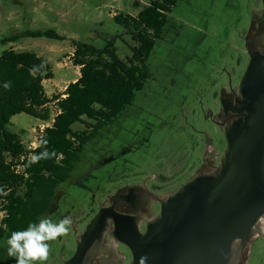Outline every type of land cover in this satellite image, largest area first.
Instances as JSON below:
<instances>
[{
  "label": "rangeland",
  "instance_id": "rangeland-1",
  "mask_svg": "<svg viewBox=\"0 0 264 264\" xmlns=\"http://www.w3.org/2000/svg\"><path fill=\"white\" fill-rule=\"evenodd\" d=\"M152 1L0 0V55L14 48L45 57L54 74L52 80L43 83L46 93L50 97L63 95L67 86L80 78V69L72 61L73 41L105 46L124 34L113 20L115 15L136 16ZM259 5V0H180L172 9L170 16L178 32L167 31L157 41L148 58L152 78L134 105L85 146L70 180L59 187L54 206L43 218L53 223L65 217L72 220L67 235L48 242L46 264H65L75 255L84 231L81 216L91 217L122 187L147 186L166 201L199 175L206 158L212 161L216 152L222 157L227 140L217 122L224 87H240L249 65L243 58L242 36ZM48 29L66 40L21 37L4 43L27 31ZM115 46L121 59L132 56L129 35L118 39ZM51 110L49 123L26 114L12 119L11 130L20 135L27 148L37 147L42 132L53 124L57 112L54 105ZM73 129L80 131L84 126L75 124ZM150 203L148 200L146 205ZM161 207L154 205L156 219ZM250 248L253 255L241 262L239 259L238 264H247L248 259L249 264H264V240H255ZM121 250L127 252L123 247Z\"/></svg>",
  "mask_w": 264,
  "mask_h": 264
},
{
  "label": "trees",
  "instance_id": "trees-1",
  "mask_svg": "<svg viewBox=\"0 0 264 264\" xmlns=\"http://www.w3.org/2000/svg\"><path fill=\"white\" fill-rule=\"evenodd\" d=\"M179 1L155 0L136 16L115 15L113 20L124 34L103 47L74 40L72 61L80 69V78L70 83L63 95L50 97L46 93L43 83L52 80L54 74L45 57L14 48L0 55V262H14L15 258L8 255L11 233L26 230L30 223L38 225L48 214L85 146L134 105L152 78L148 58L157 41L167 31L178 32L170 14ZM124 35L132 38V56L126 60L119 57L115 46ZM21 37L66 40L56 30L48 29L27 31L4 43ZM7 81H11V90L3 88ZM51 105L57 111L53 124L42 132L36 148H27L20 135L11 130L12 119L26 114L49 123ZM75 124L84 129L75 131ZM42 140H47L46 146ZM45 147L55 155L32 163L31 158L39 156ZM75 184L86 188L81 182Z\"/></svg>",
  "mask_w": 264,
  "mask_h": 264
},
{
  "label": "water",
  "instance_id": "water-1",
  "mask_svg": "<svg viewBox=\"0 0 264 264\" xmlns=\"http://www.w3.org/2000/svg\"><path fill=\"white\" fill-rule=\"evenodd\" d=\"M239 113L226 132L216 175H200L162 203L141 233L136 217L102 207L65 264H87L92 247L113 225L131 264H233L238 243L250 240L264 217V55L255 52L241 79ZM112 200H114L112 198Z\"/></svg>",
  "mask_w": 264,
  "mask_h": 264
},
{
  "label": "flooded vegetation",
  "instance_id": "flooded-vegetation-1",
  "mask_svg": "<svg viewBox=\"0 0 264 264\" xmlns=\"http://www.w3.org/2000/svg\"><path fill=\"white\" fill-rule=\"evenodd\" d=\"M260 5L255 10L254 15L251 17V20L248 24V29L242 36V40L244 42V60L247 59V62L250 63L253 53L260 52L264 55V0H259ZM241 79V78H240ZM240 87L237 89L230 87H224V94L222 97V110L219 114V120L217 122L218 126L221 128L223 132H226L227 128L232 125L234 122L243 118V115L239 113L240 100ZM218 157V153H213L212 155L216 156L212 161L207 160L206 163L200 165L199 175H216L219 173L221 169V165L223 162V157ZM217 160V161H216ZM203 163V162H202ZM135 184H131L129 186H124L114 194H111L107 197V203L99 206V208L94 211V214L88 219L85 216H81V226H83L84 231L81 233V236L85 232L87 226L91 222V220L95 217L97 212L102 207H111L115 206V209L123 214H129L136 217L139 229L141 233H145L147 230V225L150 222L155 221L156 214L154 211L155 204H161L165 201L156 196L153 192L149 190L147 186L143 188H139ZM142 189V190H140ZM145 196V197H143ZM112 198L114 200H112ZM146 199V200H145ZM148 200L152 203L148 204ZM145 205L147 207H145ZM160 216V215H159ZM63 219V218H62ZM61 219V220H62ZM264 217L259 221L258 225L255 227V232L252 235L251 239L246 241L245 243H238V249L235 252V257L233 264H238L240 259H245L248 255L251 257L253 255L252 242L261 238L264 240V228L261 227L263 224ZM113 225L111 224L109 228L106 229L104 238L102 242L96 243L91 251L88 254V263L87 264H131L133 260V256L131 251L123 244L119 243L113 234ZM81 236H79V241ZM78 241V243H79ZM250 242V243H249ZM121 247L125 248L127 252H122ZM251 249V250H250ZM66 263V262H65ZM245 263V261H244ZM249 259L247 260V264H249Z\"/></svg>",
  "mask_w": 264,
  "mask_h": 264
},
{
  "label": "clouds",
  "instance_id": "clouds-1",
  "mask_svg": "<svg viewBox=\"0 0 264 264\" xmlns=\"http://www.w3.org/2000/svg\"><path fill=\"white\" fill-rule=\"evenodd\" d=\"M43 63L39 66L42 68ZM33 70H30V72ZM11 81L4 82L3 88L11 90ZM43 145H47V140H42ZM47 148L39 155L31 158L32 163L40 159H47L54 156ZM2 191V190H0ZM72 220L65 217L59 223H53L48 219H42L39 224L30 223L24 231H13L7 243L9 245L8 255L15 258L16 264H46L50 256V244L58 237L67 235L71 229Z\"/></svg>",
  "mask_w": 264,
  "mask_h": 264
},
{
  "label": "built area",
  "instance_id": "built-area-1",
  "mask_svg": "<svg viewBox=\"0 0 264 264\" xmlns=\"http://www.w3.org/2000/svg\"><path fill=\"white\" fill-rule=\"evenodd\" d=\"M36 148V147H35Z\"/></svg>",
  "mask_w": 264,
  "mask_h": 264
}]
</instances>
